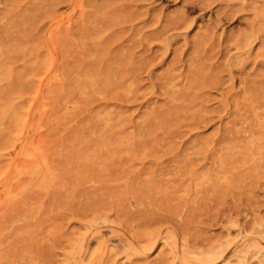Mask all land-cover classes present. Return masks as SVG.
<instances>
[{
    "label": "rangeland",
    "instance_id": "374dc122",
    "mask_svg": "<svg viewBox=\"0 0 264 264\" xmlns=\"http://www.w3.org/2000/svg\"><path fill=\"white\" fill-rule=\"evenodd\" d=\"M0 264H264V0H0Z\"/></svg>",
    "mask_w": 264,
    "mask_h": 264
},
{
    "label": "bare ground",
    "instance_id": "6f19581e",
    "mask_svg": "<svg viewBox=\"0 0 264 264\" xmlns=\"http://www.w3.org/2000/svg\"><path fill=\"white\" fill-rule=\"evenodd\" d=\"M20 114H21V113H20ZM20 117H21V116H20ZM22 119H23V118H22ZM18 120H19V118H18ZM20 131H21V130H20ZM217 252H218V251H217ZM217 252H216V253H217ZM246 252H247V251H246ZM213 255H214V254H213ZM215 255H216V254H215ZM211 256H212V255H211Z\"/></svg>",
    "mask_w": 264,
    "mask_h": 264
}]
</instances>
